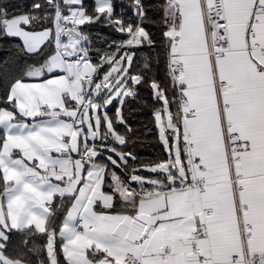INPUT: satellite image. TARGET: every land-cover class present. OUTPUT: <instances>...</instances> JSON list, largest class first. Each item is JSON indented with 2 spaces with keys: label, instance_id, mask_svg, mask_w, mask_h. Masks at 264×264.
<instances>
[{
  "label": "snow or ice",
  "instance_id": "obj_1",
  "mask_svg": "<svg viewBox=\"0 0 264 264\" xmlns=\"http://www.w3.org/2000/svg\"><path fill=\"white\" fill-rule=\"evenodd\" d=\"M16 7L0 264H264V0Z\"/></svg>",
  "mask_w": 264,
  "mask_h": 264
},
{
  "label": "trees",
  "instance_id": "obj_2",
  "mask_svg": "<svg viewBox=\"0 0 264 264\" xmlns=\"http://www.w3.org/2000/svg\"><path fill=\"white\" fill-rule=\"evenodd\" d=\"M11 2L17 5L16 8H13L12 11L14 12H22L26 10L32 3V0H11ZM147 154V153H144Z\"/></svg>",
  "mask_w": 264,
  "mask_h": 264
}]
</instances>
